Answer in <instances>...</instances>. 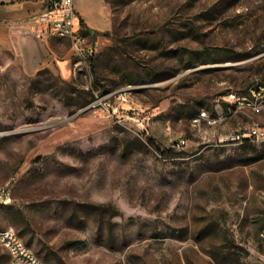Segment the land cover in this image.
Wrapping results in <instances>:
<instances>
[{
	"label": "rangeland",
	"instance_id": "1",
	"mask_svg": "<svg viewBox=\"0 0 264 264\" xmlns=\"http://www.w3.org/2000/svg\"><path fill=\"white\" fill-rule=\"evenodd\" d=\"M107 3L68 77L0 37V229L48 264H264V137L227 141L264 130V0Z\"/></svg>",
	"mask_w": 264,
	"mask_h": 264
},
{
	"label": "crops",
	"instance_id": "2",
	"mask_svg": "<svg viewBox=\"0 0 264 264\" xmlns=\"http://www.w3.org/2000/svg\"><path fill=\"white\" fill-rule=\"evenodd\" d=\"M107 0H74L78 21L85 33L98 44L104 42V32L111 30L112 18ZM47 9L45 0H0V37L13 34L20 37L24 72L34 75L45 68L56 70L64 77L72 73L71 45L52 43L51 36L37 35V17ZM84 24H82V21ZM60 39H67L58 37Z\"/></svg>",
	"mask_w": 264,
	"mask_h": 264
},
{
	"label": "built area",
	"instance_id": "3",
	"mask_svg": "<svg viewBox=\"0 0 264 264\" xmlns=\"http://www.w3.org/2000/svg\"><path fill=\"white\" fill-rule=\"evenodd\" d=\"M45 1L47 3V9L37 17L36 21L38 37L56 36L68 38L71 43L72 58L74 59L75 66H79L81 63L93 57L98 52V43L83 31L77 18L74 0ZM233 97H236V95H233ZM100 104H103L102 97L97 96L87 105V108L96 107ZM249 105L254 108H262L264 106V100L261 103L251 101ZM117 110L113 109V112H117ZM150 119V115H146L143 118L135 117V120L144 128H146L145 121H149ZM192 119L195 122H201L202 120H208L210 123L217 122L216 119H211L205 111L202 115L195 116ZM262 137H264V131L261 128L245 127L241 128L239 133L228 137L227 141L244 142ZM175 144L184 146L187 144V139H180ZM0 245L8 248L14 263L48 264L38 257L13 229H0Z\"/></svg>",
	"mask_w": 264,
	"mask_h": 264
},
{
	"label": "bare ground",
	"instance_id": "4",
	"mask_svg": "<svg viewBox=\"0 0 264 264\" xmlns=\"http://www.w3.org/2000/svg\"><path fill=\"white\" fill-rule=\"evenodd\" d=\"M254 109H255L256 111L259 112V111H261L262 108H254ZM202 114H203V113H202ZM202 114H200V115H202ZM193 122H194L195 124H199V123H200V122H195L194 119H193ZM252 128H256V127H252ZM261 130H262V129H261ZM240 131H241V130H240ZM240 131H239V132H240ZM262 131H264V130H262ZM239 132H238V133H239Z\"/></svg>",
	"mask_w": 264,
	"mask_h": 264
},
{
	"label": "trees",
	"instance_id": "5",
	"mask_svg": "<svg viewBox=\"0 0 264 264\" xmlns=\"http://www.w3.org/2000/svg\"><path fill=\"white\" fill-rule=\"evenodd\" d=\"M82 22V24H84V22H83V20L81 21ZM48 70V69H47ZM45 71V70H44ZM49 71V70H48ZM42 72V70L40 71V73ZM93 100V99H92Z\"/></svg>",
	"mask_w": 264,
	"mask_h": 264
}]
</instances>
